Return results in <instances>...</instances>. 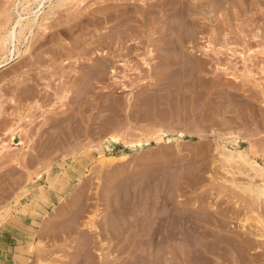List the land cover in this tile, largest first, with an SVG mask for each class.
I'll return each mask as SVG.
<instances>
[{
  "label": "rangeland",
  "instance_id": "374dc122",
  "mask_svg": "<svg viewBox=\"0 0 264 264\" xmlns=\"http://www.w3.org/2000/svg\"><path fill=\"white\" fill-rule=\"evenodd\" d=\"M161 1L19 10L38 15L0 67V264H120L158 215L199 234L185 264H264V191L245 190L264 186V0H184L163 40Z\"/></svg>",
  "mask_w": 264,
  "mask_h": 264
},
{
  "label": "bare ground",
  "instance_id": "6f19581e",
  "mask_svg": "<svg viewBox=\"0 0 264 264\" xmlns=\"http://www.w3.org/2000/svg\"><path fill=\"white\" fill-rule=\"evenodd\" d=\"M16 0H13L10 4V10H6V18L7 21H10L9 28L4 31V34H0V49H2L5 53L2 54V59L0 60V67L6 65L7 63L11 62L12 60L16 59L23 53L20 52L14 45V42L18 40V38L21 36V34L24 32V30H30L32 23L36 21V15L33 14V18H29L27 16H23V13L21 11L31 12L32 10L28 7L29 0H22V2L18 1L15 3ZM64 1H72V0H55L54 6L58 7L61 5V2L64 3ZM248 1V0H247ZM37 4H42L43 0H37ZM162 6H161V14H157L156 16V22L160 25L165 23V28L163 29H157L160 34V40L165 39V33L167 30L171 31V28L174 24L172 23L174 20L177 22L176 25L178 26L177 30L179 33H183L184 31V25L186 23L185 17V7L187 6V1L184 0H178L177 5L170 7L166 0H162ZM67 3V2H66ZM24 4H26L24 6ZM135 4V3H134ZM159 6V5H158ZM53 8V7H52ZM105 8V7H103ZM214 8V7H212ZM100 10V9H99ZM151 10V9H150ZM187 10V9H186ZM120 11V10H119ZM154 11V10H153ZM55 12V10H54ZM54 12H45L43 16L41 17V25L43 23H47L50 21L51 18H53ZM158 13V12H157ZM160 13V12H159ZM27 15V14H26ZM150 15V14H149ZM14 16V19L11 18ZM235 16V15H234ZM155 19V18H154ZM1 20V19H0ZM52 20V19H51ZM213 20V19H212ZM38 22V21H37ZM49 23V22H48ZM110 23V22H109ZM190 23V22H189ZM142 24V23H141ZM199 24V23H198ZM40 25V26H41ZM44 25V24H43ZM42 25V26H43ZM143 25V24H142ZM186 26V25H185ZM45 28V26H43ZM49 26H46V29ZM42 28V30L44 29ZM162 28V27H161ZM45 29V30H46ZM67 31V30H66ZM126 31V30H125ZM138 31V30H137ZM124 32V31H123ZM56 33V32H55ZM82 33V32H81ZM170 33V32H169ZM168 33V34H169ZM167 34V33H166ZM25 35V34H24ZM181 35V34H180ZM121 36V35H120ZM159 37V36H158ZM181 37V36H180ZM228 37V36H227ZM43 38V36H42ZM126 39V38H125ZM132 39V38H131ZM176 39V38H175ZM183 40V38H181ZM180 39V40H181ZM158 40V39H157ZM117 41V40H116ZM164 42V41H163ZM180 42V41H179ZM28 44V43H27ZM166 44V43H165ZM62 46V45H61ZM160 46V45H159ZM153 47V46H152ZM174 47V46H173ZM180 47V46H179ZM182 47V46H181ZM38 48V47H37ZM175 48V47H174ZM178 48V47H177ZM176 48V49H177ZM28 50V49H26ZM180 51V50H179ZM212 51V50H211ZM70 52V51H69ZM152 52V51H151ZM182 52V51H181ZM3 53V52H2ZM78 53V52H77ZM158 53V52H157ZM65 54V53H64ZM152 54V53H151ZM52 55V54H51ZM164 55V54H163ZM147 56V55H146ZM162 56V55H161ZM165 56V55H164ZM184 59V58H183ZM217 59V58H216ZM192 60V59H191ZM190 60V61H191ZM187 62V60L185 61ZM183 63V66L185 64ZM197 62V61H196ZM188 65V64H187ZM198 65V64H197ZM181 66V65H180ZM194 66V65H193ZM199 67V66H198ZM182 68V67H181ZM188 68V67H187ZM180 70V69H179ZM178 70V71H179ZM182 70H188V69H182ZM186 71H180L183 72L182 74H185ZM177 74V72H175ZM179 73V74H180ZM187 73V72H186ZM189 74V73H188ZM175 75V74H174ZM190 75V74H189ZM93 76V75H92ZM176 76V75H175ZM184 81H186V75H183ZM89 77V76H88ZM194 77V76H193ZM180 78V77H179ZM197 80V79H196ZM188 81V80H187ZM183 83V82H182ZM192 84V83H191ZM197 87V86H196ZM184 89V88H183ZM188 92V91H187ZM182 94V93H181ZM79 103V102H78ZM86 113V112H85ZM72 118V117H71ZM232 123V122H231ZM115 125V124H114ZM166 128V127H165ZM210 132V131H209ZM144 133V132H143ZM16 134V133H15ZM146 134V133H145ZM158 134V133H157ZM157 138V137H156ZM159 138V136H158ZM146 139V138H145ZM10 140L14 142L16 140V137L12 134L10 137ZM138 141V140H137ZM58 143V142H57ZM224 153V152H222ZM239 153V152H238ZM242 153V152H241ZM228 154V153H227ZM232 154V153H231ZM228 156H224V161H230V158ZM246 156V154H243ZM240 156L242 158L240 159H247L244 156ZM235 156V155H234ZM239 156V155H238ZM242 160V161H244ZM105 161V159L99 160V164H102ZM112 161V160H111ZM232 161V159H231ZM250 159L246 161L248 165L252 167V163L250 162ZM253 161V160H251ZM226 162V163H227ZM225 163V164H226ZM242 164V163H241ZM245 164V161H244ZM245 164V165H247ZM235 165V164H234ZM256 165V163H255ZM254 165V167H255ZM249 166V167H250ZM258 169H256L260 174H262V169L260 166L256 165ZM246 169V168H245ZM170 171V170H169ZM40 172V171H39ZM179 173V172H178ZM234 173V172H233ZM255 174V173H254ZM264 174V173H263ZM163 179V178H162ZM234 185V184H233ZM192 187V186H191ZM220 188V187H219ZM236 188V187H235ZM244 188V187H243ZM112 190V189H111ZM246 191H249L248 193H254L255 196L259 195V193H262L264 191V186L262 185H251L248 184L245 188ZM172 192V191H171ZM199 194V193H198ZM256 199V198H255ZM237 202V201H236ZM169 205V204H168ZM84 207V206H83ZM159 212V211H158ZM162 213V212H161ZM165 214V213H164ZM57 215V214H56ZM261 217V216H259ZM141 218V217H140ZM143 218V217H142ZM245 218V217H244ZM221 219V218H220ZM244 220V219H243ZM246 220V219H245ZM261 221V220H260ZM179 222V221H178ZM177 223V220L175 218L171 217H165L158 215L154 218H147L146 223L141 225V228L138 230H133L129 233H127L123 239L121 238V245L119 247V253H120V264H174L171 262V260L175 259V264H185V262L188 259L189 254L196 251H203V246L200 243V236L199 234L195 233V231L186 230L184 226L181 230H174V227ZM264 225V224H263ZM182 226V225H181ZM180 226V227H181ZM177 227V228H180ZM118 228V227H117ZM198 228V227H197ZM241 228V227H240ZM88 232V231H87ZM263 234V233H262ZM51 235V234H50ZM91 235L90 233L86 234V244H89L91 241ZM221 235V234H220ZM90 236V237H89ZM235 236V235H234ZM237 237V236H236ZM240 237V236H239ZM69 238V237H68ZM215 241L216 246H219L220 248H223V242L230 243V241L225 239L224 237H220L215 235ZM246 240V239H245ZM79 243V242H78ZM84 243V242H83ZM244 243V242H243ZM205 244V243H204ZM213 244V243H212ZM231 244V243H230ZM248 244V243H247ZM235 245H239L235 242ZM34 246V245H33ZM72 246V245H71ZM212 246V245H211ZM241 246V245H240ZM244 246V245H243ZM249 246V245H248ZM217 248V249H220ZM74 249V248H73ZM223 250V249H222ZM190 252V253H189ZM222 252V251H221ZM196 253V252H195ZM200 253V252H199ZM92 255V254H91ZM193 255V254H192ZM17 259H20L22 255L16 254L15 255ZM199 256V255H198ZM104 258V257H102ZM236 258V257H235ZM16 259V260H17ZM240 259V258H239ZM15 260V261H16ZM69 262V261H68ZM188 262V261H187ZM21 263V262H20ZM44 263V262H42ZM108 264L106 261L104 264ZM17 264V263H16ZM110 264V263H109Z\"/></svg>",
  "mask_w": 264,
  "mask_h": 264
}]
</instances>
